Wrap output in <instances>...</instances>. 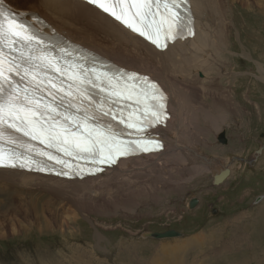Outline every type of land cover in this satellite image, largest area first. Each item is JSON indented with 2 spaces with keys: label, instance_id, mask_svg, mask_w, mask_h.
Returning a JSON list of instances; mask_svg holds the SVG:
<instances>
[{
  "label": "rangeland",
  "instance_id": "obj_1",
  "mask_svg": "<svg viewBox=\"0 0 264 264\" xmlns=\"http://www.w3.org/2000/svg\"><path fill=\"white\" fill-rule=\"evenodd\" d=\"M34 1L38 0H18L22 4ZM237 6L232 11L225 8L231 50L221 57L225 70L216 108L226 121L213 140L216 145L206 140L199 147L203 155L225 160L219 165L228 166L229 178L215 186L210 173L175 175L185 183L178 190L169 189L157 177L136 179L151 178L152 192L160 199L142 198L127 210L105 216L90 213L87 224L81 226L82 238L76 240H56L55 233L41 235L37 227L28 225L51 221L47 215L37 219L3 212L0 264H264V15H256L257 5L253 14ZM245 33L251 37L246 39ZM210 104L206 99L208 111ZM222 135L227 143L220 142ZM256 152L259 157L254 159ZM230 162L237 163L236 167ZM192 199L198 200L194 209L190 208ZM10 222H15L13 229ZM20 224L27 226V232ZM169 230L181 236L149 237Z\"/></svg>",
  "mask_w": 264,
  "mask_h": 264
},
{
  "label": "snow or ice",
  "instance_id": "obj_2",
  "mask_svg": "<svg viewBox=\"0 0 264 264\" xmlns=\"http://www.w3.org/2000/svg\"><path fill=\"white\" fill-rule=\"evenodd\" d=\"M87 3L161 51L195 36L189 0ZM27 15L0 0V168L83 178L165 147L150 135L170 118L157 82L89 66L87 57L50 43Z\"/></svg>",
  "mask_w": 264,
  "mask_h": 264
},
{
  "label": "bare ground",
  "instance_id": "obj_3",
  "mask_svg": "<svg viewBox=\"0 0 264 264\" xmlns=\"http://www.w3.org/2000/svg\"><path fill=\"white\" fill-rule=\"evenodd\" d=\"M190 1L195 18V37L176 42L164 52L157 51L96 8L81 1L38 0L26 4L18 0L5 1L18 8H26L31 14L44 16L58 33L80 41L83 47L87 45L94 52L117 62L118 66L158 80L167 93L171 119L165 129L158 131L165 145L162 152L120 160L118 166L97 177L82 181L64 180L18 170H0V219L3 212L22 214L25 217L35 216L37 219L47 215L51 221H30L28 225L33 229L37 227L35 231L41 235L55 233L56 240H76L82 238L81 226L87 224L85 219L90 213L105 216L109 212L127 210L142 198L159 200L160 196L152 192L153 177H157L158 182L167 184L169 189L178 190L185 183L173 177L175 175L182 174L184 177L189 174L210 173L214 179L225 170L229 171V176L232 174L228 166L225 165L226 169H223L219 165H224L225 160L217 161L203 155L199 147L205 145L206 140L211 145H216L213 140H217L226 121L216 108L220 103L219 91L222 89L221 80L224 76V68L220 65L224 64L221 57L225 53L228 55L231 50V30L225 8H231L232 11L239 5L253 14L254 5H257L256 15L260 13L263 16L264 0H256L254 5L248 0ZM243 29L246 31V25ZM249 37L251 35L245 33V38ZM262 79L264 80L263 72ZM206 99L211 102L209 111ZM254 156L257 159L258 152ZM236 164L229 163L235 167ZM168 169L173 170L174 174H169ZM144 177L151 178L144 182L136 181ZM156 188L157 185L154 190ZM8 189L12 191L9 193ZM23 208H26V212ZM10 224L13 229L15 222ZM20 227L26 231L25 224H20ZM165 249L167 248L163 247L161 250Z\"/></svg>",
  "mask_w": 264,
  "mask_h": 264
},
{
  "label": "water",
  "instance_id": "obj_4",
  "mask_svg": "<svg viewBox=\"0 0 264 264\" xmlns=\"http://www.w3.org/2000/svg\"><path fill=\"white\" fill-rule=\"evenodd\" d=\"M225 141L226 140L224 138V135H222V139L220 140V142L225 143ZM229 174H230L229 171L225 170L220 175L215 176L213 179V184L215 186H219L229 177ZM197 204H198V200L192 199V201L190 202V208L194 209L197 206ZM213 213L216 214L217 210L214 209ZM179 236H181V234L175 230H169L164 233H151L149 235V237L156 238V239H167V238L179 237Z\"/></svg>",
  "mask_w": 264,
  "mask_h": 264
}]
</instances>
